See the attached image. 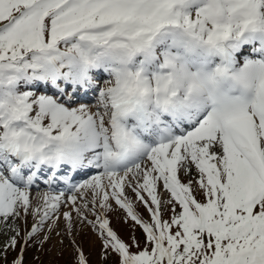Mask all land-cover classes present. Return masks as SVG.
<instances>
[{
  "label": "snow or ice",
  "instance_id": "snow-or-ice-1",
  "mask_svg": "<svg viewBox=\"0 0 264 264\" xmlns=\"http://www.w3.org/2000/svg\"><path fill=\"white\" fill-rule=\"evenodd\" d=\"M61 220L76 264L77 224L116 264H264V0H0L12 264Z\"/></svg>",
  "mask_w": 264,
  "mask_h": 264
},
{
  "label": "rangeland",
  "instance_id": "rangeland-1",
  "mask_svg": "<svg viewBox=\"0 0 264 264\" xmlns=\"http://www.w3.org/2000/svg\"><path fill=\"white\" fill-rule=\"evenodd\" d=\"M91 102V101H86ZM182 178L187 181V177ZM43 190V187L33 189V196H37ZM131 195V193H129ZM114 207V211L109 214L111 220V226L122 239L131 243L133 235L140 241L143 246V233L141 229L136 226L133 227L131 221L125 222L124 212ZM137 212L147 219V212L143 205L137 204ZM31 216L27 219V225H24L20 221L21 235H23V229L30 227L32 224ZM60 226L54 229L51 233L47 231L37 235L29 245L24 249V264H76V254L70 239L63 232V220L59 222ZM60 232V235H57ZM12 235L6 229H0V264H12L14 259L17 258L21 251L20 245L14 250L8 249L4 252V246L9 236ZM47 235L49 238L43 244L40 243L41 239ZM74 239L76 244L83 249L85 255L88 258L89 264H116L115 255H109L107 258L102 253V244L96 233L90 227H82L79 224L76 225ZM136 249H133L135 251Z\"/></svg>",
  "mask_w": 264,
  "mask_h": 264
},
{
  "label": "bare ground",
  "instance_id": "bare-ground-1",
  "mask_svg": "<svg viewBox=\"0 0 264 264\" xmlns=\"http://www.w3.org/2000/svg\"><path fill=\"white\" fill-rule=\"evenodd\" d=\"M65 210V209H62V211Z\"/></svg>",
  "mask_w": 264,
  "mask_h": 264
}]
</instances>
